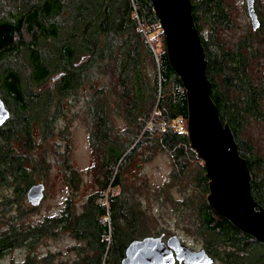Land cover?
Masks as SVG:
<instances>
[{
    "label": "trees",
    "instance_id": "trees-1",
    "mask_svg": "<svg viewBox=\"0 0 264 264\" xmlns=\"http://www.w3.org/2000/svg\"><path fill=\"white\" fill-rule=\"evenodd\" d=\"M7 1L10 8L0 15V93L11 116L0 127V186L28 197L32 184L38 183L32 175L33 161L37 166L45 162L44 155L37 160L31 155L36 126H42L47 138L54 117L62 116L60 104L84 88L97 188L82 205L68 197L59 215L37 225H13L0 234V259L14 248L69 232L81 242L74 246L72 261L60 259L62 251H49L40 257L28 252L24 259L7 264H122L111 262L118 248L147 233L142 228L145 210L123 184L130 160L144 150L149 152L146 157L158 150L171 151L176 177L188 168V156H196L187 126L176 127L187 122L186 92L170 66L153 5L150 0ZM191 2L206 53L207 76L213 84L211 96L222 121L231 127L241 156L247 159L252 194L264 207V72H253L260 69L258 58L264 57L258 39L264 31V17L260 29H248L229 45L223 32L235 27L232 4L228 0ZM160 39L163 49L158 51ZM118 115L127 124L126 141L115 136L113 119ZM252 128L260 131L259 137ZM205 172L201 165L195 183L205 184L209 193ZM65 178L74 190L80 189L79 170L68 159ZM114 187L123 190L108 194L106 201L98 200ZM193 209L200 231L211 239V246L206 244L210 253L219 247L213 243H220L239 252L223 250L225 261L244 264L250 258L256 245L250 251L247 245L256 239L220 216L208 201ZM260 257L264 264V253Z\"/></svg>",
    "mask_w": 264,
    "mask_h": 264
},
{
    "label": "rangeland",
    "instance_id": "rangeland-1",
    "mask_svg": "<svg viewBox=\"0 0 264 264\" xmlns=\"http://www.w3.org/2000/svg\"><path fill=\"white\" fill-rule=\"evenodd\" d=\"M232 4V17L235 27L224 31V38L227 44L233 45L239 40L248 29H252L251 19L247 10L246 0H228ZM11 3L7 0H0V15L10 8ZM255 6L264 17V0H255ZM260 16V18H261ZM259 46L264 55V31L259 36ZM156 47L158 51L163 49L161 39ZM157 51V52H158ZM259 68L253 71L261 75L264 72V57H259ZM150 79L154 78L152 66L148 68ZM264 78V77H263ZM50 82H55L50 78ZM50 83L46 85L49 87ZM53 86V84H52ZM148 97L150 90L147 92ZM146 93V95H147ZM2 94V93H1ZM86 89L82 88L77 94H69L60 104L62 116H56L51 124L52 133L45 138L40 125H35L37 131H34V149L31 151L33 159H40L45 156V162L41 166L32 167V175L35 182L45 183V195L38 206L28 201L25 195L19 196L13 189L0 186V234L7 231L13 225L31 224L37 225L44 218L57 216L66 204L68 197H72L74 203L82 205L86 198L96 190L94 170H93V150L90 140L91 121L87 113V104L85 101ZM155 114V109L151 113V119ZM156 116V115H155ZM115 126V136L121 141L128 140L126 130V121L120 115L113 119ZM149 123V122H148ZM153 123H151V126ZM35 126L33 130H35ZM187 126V122H179L176 127ZM148 127V125H146ZM252 132L259 137L260 131L252 128ZM147 148V147H146ZM193 150V149H192ZM141 151V150H139ZM194 151V150H193ZM195 152V151H194ZM148 151L144 150L138 153L130 160V163L123 171V184L127 191H132L136 201L140 203L145 210L144 227L148 235H158L166 231L170 235L177 234L182 243L192 249L200 250L211 246V239L206 238L200 231L199 221L194 214L196 207L201 201H207L205 193V184L197 186L195 175L201 170L204 162L197 156H188V168L182 175L178 171L177 176L173 177L174 162L172 152L168 150H158L153 157H146ZM79 170V190H74L65 178L66 160ZM129 160L126 161V163ZM40 162V161H39ZM125 163V164H126ZM30 165V162H28ZM44 166V167H43ZM181 175V176H178ZM123 188H109L104 192L103 197L98 200L106 201L108 194H119ZM256 241V240H255ZM250 240L246 250H253L247 262H259L260 254L264 253V246ZM81 243L69 232L60 233L56 236L49 235L39 240H35L33 246L14 248L0 259V264H7L11 260H22L28 252L38 257L49 251H62L63 259L72 261L76 257L74 246ZM215 244V245H214ZM219 244L217 252L214 253L215 264H240L239 262H227L228 257L223 254V250H236L237 247H231L227 244L213 243V246ZM244 252L240 251V254ZM232 258V257H231ZM249 260V261H248ZM264 260V258H263Z\"/></svg>",
    "mask_w": 264,
    "mask_h": 264
},
{
    "label": "water",
    "instance_id": "water-1",
    "mask_svg": "<svg viewBox=\"0 0 264 264\" xmlns=\"http://www.w3.org/2000/svg\"><path fill=\"white\" fill-rule=\"evenodd\" d=\"M165 35L171 68L179 76L187 99V133L190 147L204 162L208 181L207 201L233 226L264 243V207L251 191L252 174L247 159L228 123H224L211 93L207 59L200 32L193 17L191 0H150ZM254 30L260 26L255 0H246ZM58 77H55L57 79ZM11 113L0 93V127ZM45 183L32 184L28 200L38 205L45 195ZM174 247L161 236L134 239L122 264H211L207 252L195 250L173 236ZM175 249V253L174 250Z\"/></svg>",
    "mask_w": 264,
    "mask_h": 264
},
{
    "label": "flooded vegetation",
    "instance_id": "flooded-vegetation-1",
    "mask_svg": "<svg viewBox=\"0 0 264 264\" xmlns=\"http://www.w3.org/2000/svg\"><path fill=\"white\" fill-rule=\"evenodd\" d=\"M256 7V6H255ZM256 12H257V15H258V18H259V21H260V26L258 27V29H260L261 28V23H262V21H263V19H262V16H261V14H260V12H259V9L258 8H256ZM260 16H261V18H260ZM174 235H177V234H173V235H170L168 232H166V231H163V232H161V233H159L158 235H155V236H161L162 237V240L165 242V243H169V241H170V243H169V246L170 247H172L173 245H174V240H173V236ZM181 240V239H180ZM133 241V240H132ZM132 241H130L126 246H124V247H122V248H118V250L114 253V255H115V260H112L111 262H123V259L125 258V256H126V250H127V247H128V245L132 242ZM186 245V244H185ZM174 247V246H173ZM206 252H207V254L212 258V263L211 264H215L216 263V260L217 259H215V257H214V255L212 254V253H210L209 252V250L207 249V247H205V248H203ZM200 250H202V249H200ZM174 251V253H175V249L173 250ZM250 251V250H249ZM176 262V264H184L183 262L184 261H179V260H176L175 261ZM245 262V261H244ZM251 263H253V264H260V262H245L244 264H251Z\"/></svg>",
    "mask_w": 264,
    "mask_h": 264
},
{
    "label": "built area",
    "instance_id": "built-area-1",
    "mask_svg": "<svg viewBox=\"0 0 264 264\" xmlns=\"http://www.w3.org/2000/svg\"><path fill=\"white\" fill-rule=\"evenodd\" d=\"M159 26H160V24H159Z\"/></svg>",
    "mask_w": 264,
    "mask_h": 264
}]
</instances>
